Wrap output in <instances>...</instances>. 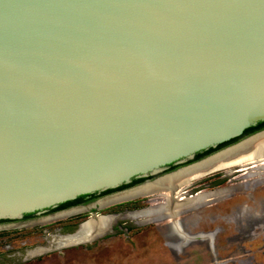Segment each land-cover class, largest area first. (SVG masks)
I'll use <instances>...</instances> for the list:
<instances>
[{"label":"water","instance_id":"1","mask_svg":"<svg viewBox=\"0 0 264 264\" xmlns=\"http://www.w3.org/2000/svg\"><path fill=\"white\" fill-rule=\"evenodd\" d=\"M252 126L264 0H0V221L156 176Z\"/></svg>","mask_w":264,"mask_h":264},{"label":"rangeland","instance_id":"2","mask_svg":"<svg viewBox=\"0 0 264 264\" xmlns=\"http://www.w3.org/2000/svg\"><path fill=\"white\" fill-rule=\"evenodd\" d=\"M237 168L176 190L194 200L177 207L174 218L166 210L167 192L99 208L112 193L54 221L41 222L51 215L43 214L0 223V264H264V222L254 220L264 185L252 189L247 177L251 170L263 177L264 165L234 172ZM90 218L103 220L102 234L66 242Z\"/></svg>","mask_w":264,"mask_h":264},{"label":"bare ground","instance_id":"3","mask_svg":"<svg viewBox=\"0 0 264 264\" xmlns=\"http://www.w3.org/2000/svg\"><path fill=\"white\" fill-rule=\"evenodd\" d=\"M256 160L259 161L263 160L264 162V136H259L254 139L249 138L201 162L195 163L196 165L193 164L194 166L193 165L187 166L172 174L162 176L161 178H158L153 182L143 184L141 186L132 188L130 190L118 194H114L108 197L106 201L104 202L100 201L98 203V206L99 208H103L105 206L114 203L133 200L136 198L147 196L149 194H156L158 192L159 193L167 192L166 194L167 199L165 197L166 210L170 212L172 218H174L175 211L179 209L177 207H180L181 205L187 204L188 202L194 200V198L190 200L192 197L185 196L186 191L184 190L180 192V197H179V192L176 193V190H178L183 186H186L191 181L201 179L208 174L214 173L216 171L228 169L233 166L244 165L245 163L254 162ZM246 168L247 167H241L240 169H246ZM198 197L199 196H196V198ZM75 210H77V212L81 211L78 209L67 210L65 211L67 213L60 212L51 215L43 219V221L41 222L54 221L65 216L72 215L74 213H77L75 212ZM102 221L103 220L95 221L92 218L87 219L81 224L82 226L79 232H77L74 236H69L66 239V242L68 243L83 242L88 240V238L90 237H91L90 239L92 240L93 238L97 237L96 235L98 234L100 235L104 231V225ZM104 223L107 224V222Z\"/></svg>","mask_w":264,"mask_h":264},{"label":"flooded vegetation","instance_id":"4","mask_svg":"<svg viewBox=\"0 0 264 264\" xmlns=\"http://www.w3.org/2000/svg\"><path fill=\"white\" fill-rule=\"evenodd\" d=\"M259 136H264V126L263 127L252 126L250 129H248L247 131H245L239 137L235 138L232 141H229L227 143H224L222 145H219V146H217L215 148H212L210 150H206V151H203L201 153H198V154L194 155L191 159L186 160L183 163L177 164L171 170L166 167L161 173H159L156 176H149L147 178L133 179V180H135L134 183L132 182L133 180H131V182L129 183V186H127V187H125L123 189H120L119 191L124 190V189H127V188L141 186V185H143V183L146 180H152V179H154L157 176H160V175H163V174H166V173H170L172 171H175L179 167H183V166L187 167V166H190L192 164L198 163V162L203 161V160L207 159L208 157L214 155L215 153H219L222 150H225L227 148H231V147L239 144L240 142H242V141H244L246 139H249V138L254 139V138H257ZM247 164H248V166H246L247 167L246 169H240L241 166H238V168L235 169L234 172H243V171L248 170V169H253V168L257 167V166L264 165V162H263V160H260V161L259 160H256L254 162H249ZM259 173H262V172L259 171ZM248 174H253V175L247 176V177H252V178H250V180H252L251 184H253L252 189L256 188L257 186H263L264 185V181L263 182H260L261 179H264V176L263 177H261V176H255L257 174L255 172V170L249 171ZM114 192L115 191L109 192V193H105V194H102V193H99V194H90V195H87L86 197H84V199H83V201H86V203L77 204V205H73V206H69V207H65V208H62V209L55 210V211H52V209H49V210L45 211L44 213H42L40 215H43V214H52V213H58V212H62V211H67L69 209H73L75 207L83 206V205L88 204L90 202H94V200H96V198L104 197V196L110 195V194H112ZM92 197H94V199H92ZM256 203H257L259 209H258V213L256 215L257 217L254 220L262 223V222H264V218L263 217L261 218V215L264 214V198H260L259 200H257ZM40 215L30 214L28 217H22L18 221H25L26 219H28L30 217L40 216ZM10 222L11 221L1 222V223H10Z\"/></svg>","mask_w":264,"mask_h":264},{"label":"trees","instance_id":"5","mask_svg":"<svg viewBox=\"0 0 264 264\" xmlns=\"http://www.w3.org/2000/svg\"><path fill=\"white\" fill-rule=\"evenodd\" d=\"M250 129V128H249ZM210 150V149H209ZM135 180H133L132 182L134 183ZM129 186L128 185H123V186H120L119 188L115 189V190H107L105 192H102V194H105V193H109V192H113V191H118L120 189H123L125 187ZM87 195H84V196H79L77 197L75 200L73 201H69V202H65V203H62V204H59L57 206V208L55 209H52V211H55V210H58V209H62V208H65V207H69V206H73V205H77V204H83V203H86V201H83L84 197H86ZM92 199H94V197H92ZM30 214H26L24 215L23 217H28ZM1 222H8V221H0Z\"/></svg>","mask_w":264,"mask_h":264}]
</instances>
